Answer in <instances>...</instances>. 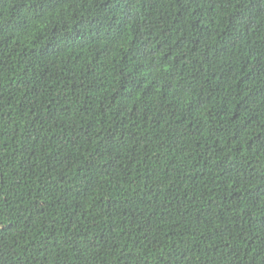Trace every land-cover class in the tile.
<instances>
[{
    "label": "trees",
    "instance_id": "obj_1",
    "mask_svg": "<svg viewBox=\"0 0 264 264\" xmlns=\"http://www.w3.org/2000/svg\"><path fill=\"white\" fill-rule=\"evenodd\" d=\"M0 264H264V0H0Z\"/></svg>",
    "mask_w": 264,
    "mask_h": 264
}]
</instances>
